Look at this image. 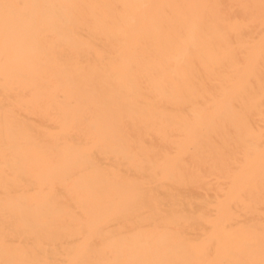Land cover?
Masks as SVG:
<instances>
[{"label": "bare ground", "instance_id": "6f19581e", "mask_svg": "<svg viewBox=\"0 0 264 264\" xmlns=\"http://www.w3.org/2000/svg\"><path fill=\"white\" fill-rule=\"evenodd\" d=\"M0 264H264V0H0Z\"/></svg>", "mask_w": 264, "mask_h": 264}]
</instances>
